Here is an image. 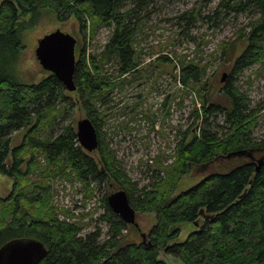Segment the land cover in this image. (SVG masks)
Segmentation results:
<instances>
[{"label": "trees", "instance_id": "obj_1", "mask_svg": "<svg viewBox=\"0 0 264 264\" xmlns=\"http://www.w3.org/2000/svg\"><path fill=\"white\" fill-rule=\"evenodd\" d=\"M149 3L151 0L1 2L0 175L13 181V190L6 198L0 196V249L16 240L40 241L48 251L40 264H173L161 259V255L183 264H264V138H252L256 116L250 101L235 86L236 74L264 60V0L221 1L219 8L225 12H252L256 20L249 32L239 34L241 53L223 87L231 106L224 109L216 103L207 105V97L200 96L202 109L197 110L194 136L189 139L191 132L183 133L174 165L165 174L160 171L150 185L139 187L131 183L103 141L97 169L71 126L55 137L39 136L43 129L53 128L64 114L77 107L96 124L98 102L106 107L115 88L110 86L109 77L100 79L101 70L110 60H116L118 73L125 75L139 64L133 21ZM42 12L52 13L61 23L76 19L85 39L90 18L113 30L101 58L83 52L76 60L74 92L66 91L51 73L38 83L19 78L16 67L26 48L21 35L22 18L30 16L29 22L34 25L32 18ZM218 15L216 10L213 16ZM180 69L179 83L183 86L204 82L205 66L201 68L192 61L183 63ZM28 127L31 128L23 143L13 146V135ZM241 151L250 156L227 158ZM36 152L43 155L50 169L69 166L87 187L92 183L110 185L113 181L128 194L136 211L154 214L155 223L143 241L124 243L123 232L129 225L112 212L108 196L103 200L105 214L99 218L108 227L105 239L101 229L82 235L78 223L61 219L50 205L49 182H33L30 178L40 168ZM257 152L262 156L255 157ZM242 158L246 160L242 162ZM261 159L263 164L258 171ZM221 160L227 161L224 167L176 194L180 179L193 167ZM44 171L48 177L57 174ZM184 223L197 228L185 241H179Z\"/></svg>", "mask_w": 264, "mask_h": 264}, {"label": "rangeland", "instance_id": "obj_2", "mask_svg": "<svg viewBox=\"0 0 264 264\" xmlns=\"http://www.w3.org/2000/svg\"><path fill=\"white\" fill-rule=\"evenodd\" d=\"M221 1L151 0L138 13V19L133 21L136 30L135 49L138 59L143 63L137 76L141 77L140 71L141 74L143 71V80L129 84L132 75H120L116 60H110L101 70L100 79L109 77L110 86L115 87L107 106L103 107L101 101L97 105L103 132L107 136L109 148L116 153L115 160L120 169L131 183H137L139 187L148 183L150 185L160 171L161 175L165 174V170L174 165L177 144L184 132H191L189 139L194 136L196 116L199 114L197 110L202 109L200 96L207 97V105L216 103L224 109L231 106L223 92L221 78L224 73L232 74L234 63L241 53L242 40L238 39L240 32H249V26L256 20L252 12H225L219 8ZM216 10L219 15L213 16ZM32 19L34 25L29 22L30 16L22 18L24 26L21 35L26 48L16 67L19 78L26 83H38L49 75L40 66L35 54L38 41L45 35L58 29L71 34L77 40V60L83 52L87 56L100 57L113 33L112 29L101 26L91 18L88 20L86 39L74 18L61 23L52 13L42 12ZM192 61L201 68L206 67L204 82H191L183 86L179 83L180 67ZM235 78V86L250 101L252 114L256 116L253 119V137L262 139L264 60L253 63L236 74ZM85 118H88L87 114L77 107L64 114L53 128L43 129L45 131H41L39 136L55 137L68 126L77 133L78 122ZM30 128L13 135V146L23 143ZM35 156L40 168L30 178L33 182H49L52 189L50 205L60 218L78 223L82 227V235L101 229L105 239L108 227L99 220L105 214L103 200L118 191L119 186L111 181L110 185L92 183L87 187L69 166H64L62 170L58 167L50 169L41 153L36 152ZM226 160L193 167L180 179L176 194L190 189L208 174L224 167ZM244 160L242 158V162ZM46 169L57 174L48 177L44 171ZM12 187L13 181L0 175V196H10ZM154 223V214L137 211L136 224L129 225V229L123 232L124 243H140ZM180 227L179 241H185L197 228L191 223H184ZM160 258L169 263L183 264L171 256L161 255Z\"/></svg>", "mask_w": 264, "mask_h": 264}, {"label": "water", "instance_id": "obj_3", "mask_svg": "<svg viewBox=\"0 0 264 264\" xmlns=\"http://www.w3.org/2000/svg\"><path fill=\"white\" fill-rule=\"evenodd\" d=\"M77 40L68 32L60 29L45 35L38 41L36 58L43 70L53 74L62 83L66 91L77 90L74 73L76 67ZM228 73H224L221 83H225ZM79 145L92 153L98 147V133L89 118L82 119L77 126ZM250 156L246 151L232 153L227 156ZM258 171L263 161H258ZM108 206L127 225L136 224L137 211L131 205L128 194L118 190L108 196ZM47 249L37 240H16L0 249V264H40L47 255Z\"/></svg>", "mask_w": 264, "mask_h": 264}, {"label": "flooded vegetation", "instance_id": "obj_4", "mask_svg": "<svg viewBox=\"0 0 264 264\" xmlns=\"http://www.w3.org/2000/svg\"><path fill=\"white\" fill-rule=\"evenodd\" d=\"M136 62L139 63V64L134 69L130 70L127 74L122 75V76H130V75H132V76H130V81L128 82L129 84H132L135 81L143 80V76H142L143 71H142V74H141V71H140L141 77L137 76L138 75L137 71L143 65V63L141 62L140 59H138V60L136 59ZM227 80H228V77H227L226 81ZM141 84H143V83H141ZM222 84H225V83H222ZM96 115H97V121H96V124L94 126H95V128L97 130V133H98V147H97V149L94 152L89 153V154H91V156L95 160V164L97 165V169H98L99 166H100V163H101V154H100V148H101V143H102L101 141H103V143H105L107 145V148H108L109 152L112 153V155L114 156L115 159H117V156L115 155L116 153L112 149L109 148V143H107V136L103 132V127L104 126H102V128L99 129V125L102 123L101 116H100L101 113H100V109L99 108L96 109ZM252 138L255 141H260L261 140V139H255L253 137V134H252ZM258 154H259V152L254 153V156L257 157V158L259 156H262V155H258Z\"/></svg>", "mask_w": 264, "mask_h": 264}]
</instances>
